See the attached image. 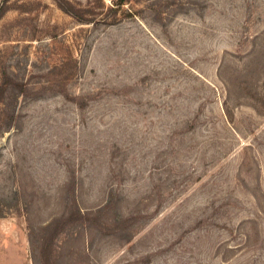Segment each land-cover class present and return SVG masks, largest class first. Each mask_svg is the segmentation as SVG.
I'll use <instances>...</instances> for the list:
<instances>
[{
  "label": "rangeland",
  "instance_id": "obj_1",
  "mask_svg": "<svg viewBox=\"0 0 264 264\" xmlns=\"http://www.w3.org/2000/svg\"><path fill=\"white\" fill-rule=\"evenodd\" d=\"M0 264H264V0H0Z\"/></svg>",
  "mask_w": 264,
  "mask_h": 264
}]
</instances>
